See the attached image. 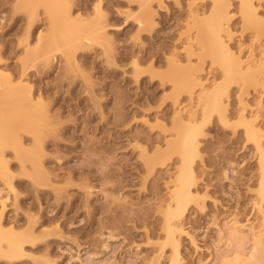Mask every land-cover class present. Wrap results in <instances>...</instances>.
<instances>
[{"label": "rangeland", "instance_id": "1", "mask_svg": "<svg viewBox=\"0 0 264 264\" xmlns=\"http://www.w3.org/2000/svg\"><path fill=\"white\" fill-rule=\"evenodd\" d=\"M214 2L150 0L154 25L148 28L139 22L144 0H69L71 18L100 22L102 30L92 41L83 39L89 45L67 62L62 51L68 46L60 39V49L46 60L50 28L42 5L31 15L23 0H0V123L12 122L13 145L3 154L15 188L0 173V213L38 237L17 259L0 254V264H172L168 202L191 108L200 125L192 160L195 198L181 221L177 264H236V255L264 264L256 245L257 233L264 239L261 151L242 124V114L256 119L264 152V89L230 81L221 114L203 110L199 86L193 98L175 88L185 80L181 69L194 67L210 78L207 85L222 70L201 49L207 39H189L194 51L188 46L198 32L193 15H209ZM252 3L264 17V0ZM218 5L230 16L224 39L232 51L239 54L243 40L258 55L264 35L244 23L241 0ZM29 48L37 51L32 59ZM247 55L245 47L243 61ZM7 77L14 86H31L35 100L42 96L31 109L35 129L14 114L22 103L4 95Z\"/></svg>", "mask_w": 264, "mask_h": 264}, {"label": "bare ground", "instance_id": "2", "mask_svg": "<svg viewBox=\"0 0 264 264\" xmlns=\"http://www.w3.org/2000/svg\"><path fill=\"white\" fill-rule=\"evenodd\" d=\"M68 1L69 0H23L24 7L27 6L26 4L30 5L31 15L34 14L36 6L42 5L45 8L50 28V33L46 39L50 48L45 54L46 60H48L49 56L55 49L59 48V46L56 44L57 40L59 39L68 46V50L62 51V54L66 56L68 62L70 59L69 56L74 55V52L79 47L89 45L85 43L83 39L92 41L95 39L97 34L101 33L102 27L100 22H92L87 24L84 23L82 19L71 18ZM159 1L162 2V0ZM215 1L216 2H214L209 15L201 17L198 13L193 15L194 20H196L198 23V32L195 35L188 37V46L191 51L192 42L189 39H207L208 41L203 43L201 49L206 48L207 55L211 57L213 62H217L221 66L222 70L220 73L214 74L211 79L212 82L207 85L203 81L210 80V78L207 77L203 79L199 71H197V69L194 67L181 69L180 72L185 80L177 81L175 83V88L177 90L179 88L180 90L189 91L191 98H193V94L195 92L194 88L199 86L200 90L197 93V98L200 104L202 103L204 105L203 110H215L222 114L225 109L224 100L222 97L225 92L224 86L230 81L235 80L241 82L242 84L254 85L256 87L262 86V89H264V44L261 45L262 48L260 53L258 52V55L257 53L255 54L243 40L239 41L237 45L239 54L232 51L224 39V34L230 33L229 13L226 10V6L218 5L220 0ZM262 1L263 0H259V6L262 5ZM144 3V11L141 14L142 19L140 18L139 22L143 23L144 20V26L151 28L152 25H154V11L152 8H150V0H144ZM241 11L244 23L261 28V35H264V17L258 13V7L253 5L252 0H241ZM31 23L32 19H30L28 24L27 37L29 36ZM254 46L255 45H253V47ZM245 47L248 48V55L245 61H243L240 53L244 51ZM154 52L156 53V51H153V53ZM36 53V48L26 49V57L28 59L34 58ZM153 53H150V55ZM192 54L193 52H188L187 54L189 62L192 61L190 57ZM201 55L202 53L199 54V56ZM174 60H171L172 67L176 68L180 66L176 64ZM23 74H25L24 70L22 71V76ZM155 75L162 77V74L153 73V76ZM23 80L24 79L22 77L21 81ZM3 85L6 86L3 91L6 97L12 99L13 103H22L20 109L17 111L14 110V114L19 111L17 117L20 119L21 123L24 126L35 129L36 127L30 121V118L32 117L31 109L34 108L36 110L40 104L39 101L42 100V96H40L38 100H35L31 94V86L28 84H21L23 86H14L12 85L10 78L5 81ZM242 116L244 118L242 124L245 127V132L248 138L253 139L261 151V167L264 172V152L262 150L261 142V127L256 122V119H246L243 114ZM198 117L199 116L196 110L194 111L192 108L189 109V113L186 118L187 127L182 133V164L179 167L178 174L176 175L177 183L172 188V190H170V198L168 202L169 211L167 213L166 219V231L168 243L173 246L174 256L172 257V264H177L179 261L178 238L185 231L181 221L185 215L186 204L195 198L191 189V185L195 179L192 160L195 153L197 152L196 141L198 134H200ZM11 125L12 122L10 124L0 123V173L3 175L9 186L15 190L12 184V175L9 172L10 170L7 165L8 160L5 159V155L3 154L5 147L13 145V141L11 139ZM151 140L153 141V139ZM169 142L170 141H168V143ZM156 149L158 152L162 150L159 146H157ZM37 239L38 237L34 236V230L32 227H30V229L20 230L19 225H16L12 222L11 224H8L3 219V213H0L1 255L7 257L10 260L17 259L25 255L26 249L24 244L26 242H34ZM256 243V245L260 247L259 253L264 255V239L262 234L257 233ZM251 258L253 259H242L239 255H236L233 259V262L236 264H252L254 261H257L254 255H252Z\"/></svg>", "mask_w": 264, "mask_h": 264}]
</instances>
